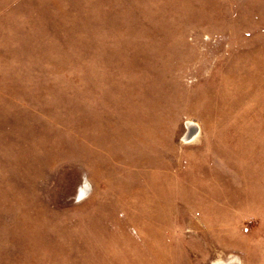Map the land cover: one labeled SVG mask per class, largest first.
I'll return each instance as SVG.
<instances>
[{
    "label": "rangeland",
    "instance_id": "1",
    "mask_svg": "<svg viewBox=\"0 0 264 264\" xmlns=\"http://www.w3.org/2000/svg\"><path fill=\"white\" fill-rule=\"evenodd\" d=\"M215 263L264 264V0H0V264Z\"/></svg>",
    "mask_w": 264,
    "mask_h": 264
},
{
    "label": "bare ground",
    "instance_id": "2",
    "mask_svg": "<svg viewBox=\"0 0 264 264\" xmlns=\"http://www.w3.org/2000/svg\"><path fill=\"white\" fill-rule=\"evenodd\" d=\"M186 126L187 128L191 131H193L194 129H197V124L195 122H192V121H188L186 123ZM195 134V133H194ZM193 133L189 134L187 137H186V140H189L191 138H193L194 135ZM87 194V187H86V181L83 182V184L80 186V188L78 189V193H77V198H84V196ZM216 264V263H215Z\"/></svg>",
    "mask_w": 264,
    "mask_h": 264
}]
</instances>
